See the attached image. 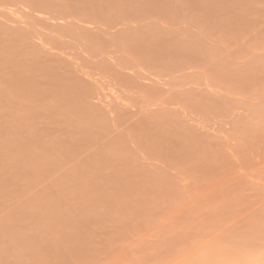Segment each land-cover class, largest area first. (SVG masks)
<instances>
[{"label": "crops", "instance_id": "crops-1", "mask_svg": "<svg viewBox=\"0 0 264 264\" xmlns=\"http://www.w3.org/2000/svg\"><path fill=\"white\" fill-rule=\"evenodd\" d=\"M234 30L235 0H0V130L73 153L83 193L197 209L264 144Z\"/></svg>", "mask_w": 264, "mask_h": 264}, {"label": "rangeland", "instance_id": "rangeland-1", "mask_svg": "<svg viewBox=\"0 0 264 264\" xmlns=\"http://www.w3.org/2000/svg\"><path fill=\"white\" fill-rule=\"evenodd\" d=\"M234 39L263 79L264 131V0H235ZM49 141L0 130V264H264V144L236 147L234 185L214 200L166 211L83 193L79 158Z\"/></svg>", "mask_w": 264, "mask_h": 264}, {"label": "bare ground", "instance_id": "bare-ground-1", "mask_svg": "<svg viewBox=\"0 0 264 264\" xmlns=\"http://www.w3.org/2000/svg\"><path fill=\"white\" fill-rule=\"evenodd\" d=\"M78 181V180H77ZM123 191V190H122ZM128 191V190H127ZM100 192H101V190H100ZM129 192V191H128ZM124 193V192H123ZM132 206V205H131ZM131 206H130V208H131ZM133 207V206H132ZM64 209V208H63ZM153 209H154V207H153ZM62 210V209H61ZM164 210V209H163ZM63 211H65V210H63ZM136 211V210H135ZM138 211H139V209H138ZM66 213V212H65ZM73 220V219H72ZM68 222H70V221H68ZM68 222H67V224H68ZM259 225V224H258ZM262 226V225H261ZM255 227V226H254ZM253 228V227H252ZM252 228H250V229H252ZM253 229H256V228H253ZM12 234V233H11ZM22 240V239H21ZM10 245H11V243H10ZM217 253V252H216ZM200 257V256H199ZM219 257V256H218ZM229 259V258H228ZM236 259V258H235ZM221 260V259H220ZM225 260V259H224ZM237 260V259H236ZM232 261V260H231ZM220 262H222V261H220ZM215 263V262H214ZM237 263V262H236ZM235 263V264H236ZM193 264V263H192ZM196 264V263H195Z\"/></svg>", "mask_w": 264, "mask_h": 264}]
</instances>
